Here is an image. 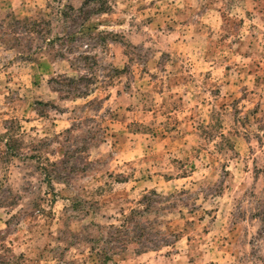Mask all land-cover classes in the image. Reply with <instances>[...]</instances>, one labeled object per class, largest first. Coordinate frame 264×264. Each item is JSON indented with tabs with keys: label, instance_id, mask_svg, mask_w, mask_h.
Here are the masks:
<instances>
[{
	"label": "rangeland",
	"instance_id": "rangeland-1",
	"mask_svg": "<svg viewBox=\"0 0 264 264\" xmlns=\"http://www.w3.org/2000/svg\"><path fill=\"white\" fill-rule=\"evenodd\" d=\"M0 264H264V0H0Z\"/></svg>",
	"mask_w": 264,
	"mask_h": 264
}]
</instances>
